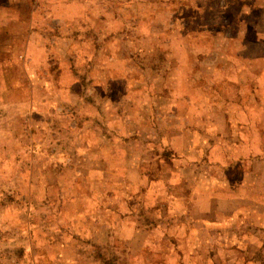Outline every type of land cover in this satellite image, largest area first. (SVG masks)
I'll list each match as a JSON object with an SVG mask.
<instances>
[{"label": "rangeland", "instance_id": "374dc122", "mask_svg": "<svg viewBox=\"0 0 264 264\" xmlns=\"http://www.w3.org/2000/svg\"><path fill=\"white\" fill-rule=\"evenodd\" d=\"M0 264H264V0H0Z\"/></svg>", "mask_w": 264, "mask_h": 264}]
</instances>
